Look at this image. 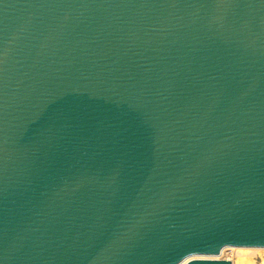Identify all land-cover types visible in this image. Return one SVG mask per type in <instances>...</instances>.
Listing matches in <instances>:
<instances>
[{"label":"water","instance_id":"95a60500","mask_svg":"<svg viewBox=\"0 0 264 264\" xmlns=\"http://www.w3.org/2000/svg\"><path fill=\"white\" fill-rule=\"evenodd\" d=\"M224 247L264 248V0H0V264Z\"/></svg>","mask_w":264,"mask_h":264},{"label":"rangeland","instance_id":"374dc122","mask_svg":"<svg viewBox=\"0 0 264 264\" xmlns=\"http://www.w3.org/2000/svg\"><path fill=\"white\" fill-rule=\"evenodd\" d=\"M216 259L229 260L231 264H264V248L226 247Z\"/></svg>","mask_w":264,"mask_h":264},{"label":"bare ground","instance_id":"6f19581e","mask_svg":"<svg viewBox=\"0 0 264 264\" xmlns=\"http://www.w3.org/2000/svg\"><path fill=\"white\" fill-rule=\"evenodd\" d=\"M226 247H224V248H222L221 249V252L225 249ZM230 248H232V247H230ZM245 248V247H244ZM250 248V247H249ZM255 249V248H254ZM260 249V248H259ZM263 249V248H262ZM216 257L217 256H202V255H193V256H190V257H188V258H186L185 260H183L181 263H179V264H184L186 261H188L189 259H191V258H210V259H216Z\"/></svg>","mask_w":264,"mask_h":264}]
</instances>
